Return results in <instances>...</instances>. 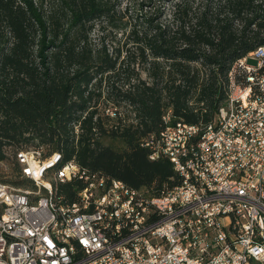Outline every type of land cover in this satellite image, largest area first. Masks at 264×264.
Returning a JSON list of instances; mask_svg holds the SVG:
<instances>
[{
	"label": "trees",
	"instance_id": "16d2710c",
	"mask_svg": "<svg viewBox=\"0 0 264 264\" xmlns=\"http://www.w3.org/2000/svg\"><path fill=\"white\" fill-rule=\"evenodd\" d=\"M146 1L0 0V162L12 151L20 175L16 153L45 146L53 170L73 162L150 196L172 185L144 144L168 110L171 123L213 120L232 64L264 46V0ZM83 186L54 189L71 202Z\"/></svg>",
	"mask_w": 264,
	"mask_h": 264
},
{
	"label": "built area",
	"instance_id": "2783aa9c",
	"mask_svg": "<svg viewBox=\"0 0 264 264\" xmlns=\"http://www.w3.org/2000/svg\"><path fill=\"white\" fill-rule=\"evenodd\" d=\"M171 119L144 144L176 173L157 196L17 152L36 188L0 181V264H264V46L232 64L210 123ZM73 179L84 186L62 201L54 184Z\"/></svg>",
	"mask_w": 264,
	"mask_h": 264
},
{
	"label": "rangeland",
	"instance_id": "374dc122",
	"mask_svg": "<svg viewBox=\"0 0 264 264\" xmlns=\"http://www.w3.org/2000/svg\"><path fill=\"white\" fill-rule=\"evenodd\" d=\"M122 6L125 5H133V7H135V9H137L139 7V3L142 2L143 5H147V1L146 0H122ZM153 4L151 3L150 6H145V10L146 9H151V11H153L156 7L161 6L163 4L166 5L167 0H152ZM144 10V11H145ZM38 147H43L44 153L47 151L45 146H38ZM33 148L32 146L28 147V149ZM19 179H23V177L21 175H19L18 173H16L15 170V164L13 163V158H12V151H8L7 152V159L3 160L0 162V181H6L5 183H9L11 185H13L12 181L15 180H19ZM34 183V182H33ZM35 185V184H34ZM15 186V185H13ZM27 188L33 189L30 185H27ZM23 188V187H21Z\"/></svg>",
	"mask_w": 264,
	"mask_h": 264
}]
</instances>
